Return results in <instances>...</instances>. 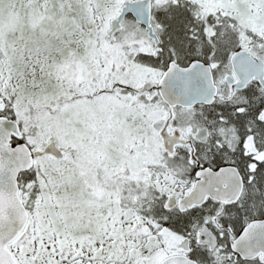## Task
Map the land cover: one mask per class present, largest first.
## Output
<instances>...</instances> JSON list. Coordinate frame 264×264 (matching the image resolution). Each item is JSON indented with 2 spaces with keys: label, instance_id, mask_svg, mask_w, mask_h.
<instances>
[{
  "label": "snow or ice",
  "instance_id": "1",
  "mask_svg": "<svg viewBox=\"0 0 264 264\" xmlns=\"http://www.w3.org/2000/svg\"><path fill=\"white\" fill-rule=\"evenodd\" d=\"M0 264H264V0H0Z\"/></svg>",
  "mask_w": 264,
  "mask_h": 264
}]
</instances>
